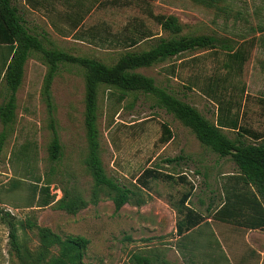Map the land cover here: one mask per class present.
Instances as JSON below:
<instances>
[{"label": "rangeland", "instance_id": "1", "mask_svg": "<svg viewBox=\"0 0 264 264\" xmlns=\"http://www.w3.org/2000/svg\"><path fill=\"white\" fill-rule=\"evenodd\" d=\"M13 3L30 32L39 36L46 48L95 58L110 66L126 52L140 53L152 47L151 39L128 47V38H138L140 30L157 37L168 36L149 12L176 16L184 25L183 34L230 40L247 54L241 71L229 72V58L222 51H195L137 72L154 78L213 123L219 107L229 102L231 116L237 117L242 127L264 136V0H223L211 6L195 0ZM47 71L41 56L32 54L17 92L16 120L0 155V264H20L11 244L13 228L22 248L31 252L38 249L37 230L24 226L28 219L62 237L88 238L85 261L94 264H139L135 255L148 257L151 264H264L263 230L248 236V228L213 218L226 189L243 183L233 159L220 157L204 146L190 128L143 94H129L119 101V91L101 86L98 95L104 168L110 177L137 193L131 204L116 212L113 202L103 196L97 205L72 215L55 209L53 204L42 209L27 207L31 180L10 192L11 181L23 174L24 167L13 153L30 140L37 147V158L32 161L35 176L42 178L35 184L43 186L49 179L50 193L56 201L67 186L76 188L87 200L91 196L93 179L85 165V71L78 65L63 64L52 83L56 127L63 147L62 158L55 164L48 158L52 131L42 96ZM217 79L221 80L218 85ZM210 85H214L215 96L205 92ZM6 100V86L1 81L0 106ZM164 125L172 135L168 142L161 141ZM2 129L0 120V132ZM224 133L233 140L238 137L231 129H224ZM241 139L254 142L248 136ZM176 157L181 159L166 162ZM147 169L175 179L161 177L143 187L138 179ZM186 193L190 194L186 206L204 216L205 221L187 238L180 239L176 224L184 217L181 199ZM52 254L57 255L58 249L53 248Z\"/></svg>", "mask_w": 264, "mask_h": 264}, {"label": "trees", "instance_id": "2", "mask_svg": "<svg viewBox=\"0 0 264 264\" xmlns=\"http://www.w3.org/2000/svg\"><path fill=\"white\" fill-rule=\"evenodd\" d=\"M195 1L211 6L218 5L223 0ZM149 15L168 36L157 37L147 30H140L138 38H128V47L138 45L146 39L154 40L152 47L140 53L126 52L114 65L110 66L95 58L75 56L56 48H46L43 40L30 32L12 0H0V82L4 81L7 94L6 102L0 106V120L3 124L0 132V155L16 120L17 92L23 82L25 65L32 54L37 53L48 66L42 96L48 110L49 127L52 131L48 146V158L51 164L58 163L63 153L56 127L55 105L51 93L52 83L63 64L78 65L85 71L84 128L88 147L85 165L93 179L90 199L84 198L76 188L67 186L62 189V198L56 201L55 196L50 193L49 179L43 186L35 184L42 178L35 176V166L32 161L37 158V147L33 141L29 140L18 146L13 153L17 161L23 162L24 167L23 174L17 175V178L11 181L10 192L20 189L27 180H31L30 197L28 201L26 200L27 207L42 209L53 204L55 209L72 215L90 205H97L103 196L113 202L116 212H119L126 204H131L137 193L110 177L101 157L98 95L100 87L107 86L109 89L120 92L119 101L124 100L129 94H143L146 97H152L156 101V106L172 114L190 128L204 146L220 157H231L238 168V179L243 183L240 186L238 184L226 189L224 201L214 211L213 218L251 230L264 231V136L242 127L237 117L231 116L229 102L219 107L217 121L213 123L174 92L158 85L154 78L137 72L138 69L151 68L182 54L195 51H222L229 58L226 64L229 72H237L241 71L247 59L246 52L238 47L235 48L230 40L224 38L183 34L184 25L174 15H154L151 12ZM219 81L221 82L219 79L215 80L216 85ZM213 86L210 85L205 90L207 94L211 93L209 94L211 96H215ZM111 93L114 95L113 92ZM224 129L236 131L238 137L234 140L230 139L224 133ZM171 136V131L164 125L161 141L168 142ZM244 136L252 138L254 142L247 143L241 139ZM180 159L181 157H176L167 159L166 162L172 164ZM53 170L52 167L50 173H53ZM161 177L170 181L175 179L173 175L147 169L138 180L145 187L149 180ZM179 178L182 182L186 181L185 177ZM189 199V193L184 194L181 199L185 213L183 219L176 224V234L180 239L187 238L205 221L204 216L186 206ZM141 202L138 205H142ZM12 206L18 207L15 204ZM24 226L37 230L39 247L34 252L28 248H22L18 242L17 232L13 228L10 232L11 244L20 264H94L85 261L90 244L88 238L80 235L62 237L50 228L41 227L30 219ZM53 248L58 249L57 255L52 254ZM134 259L139 264H151L148 257L142 258L135 255Z\"/></svg>", "mask_w": 264, "mask_h": 264}, {"label": "crops", "instance_id": "3", "mask_svg": "<svg viewBox=\"0 0 264 264\" xmlns=\"http://www.w3.org/2000/svg\"><path fill=\"white\" fill-rule=\"evenodd\" d=\"M12 2H13V0H12ZM14 4V3H13ZM16 6V5H15ZM17 7V6H16ZM18 8V7H17ZM18 10H19V8H18ZM19 13L21 14V11L19 10ZM22 15V14H21ZM23 17V16H22ZM250 230V232L248 233V236H250V235H252V234H254L255 232H257L259 229H256V230H251V229H249Z\"/></svg>", "mask_w": 264, "mask_h": 264}]
</instances>
